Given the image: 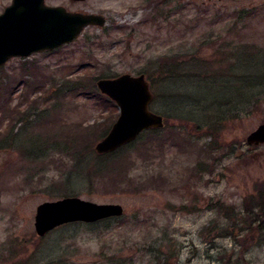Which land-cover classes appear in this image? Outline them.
<instances>
[{"label": "rangeland", "instance_id": "374dc122", "mask_svg": "<svg viewBox=\"0 0 264 264\" xmlns=\"http://www.w3.org/2000/svg\"><path fill=\"white\" fill-rule=\"evenodd\" d=\"M155 1L46 0L49 5H63L70 11L103 15L107 22L104 26L87 25L75 41L53 51L9 60L0 67V87L5 80H15L14 107L22 102L21 93L29 98L27 87L19 84L25 74L23 66L37 74L39 80L71 72L83 61L92 65L80 70L79 75L89 81L93 78L90 74L100 71H105L107 78L126 72H144L149 78L150 73L156 95L150 108L169 117L170 126L161 134L177 131L184 137L190 130L193 141L174 146L167 141L163 149H154L147 155L143 149L148 140L142 134L133 151L129 146L119 149L112 166L128 163L131 184L117 179L114 173L93 172L89 178L97 154L87 150L83 159L85 163L91 161L87 175L71 174L66 189L60 186V174L66 177L75 162L69 153L54 149L32 159L26 155L27 150L20 148V141L12 147L0 146V264H264V229L254 230L259 222L244 214L232 222L213 206L220 201L226 206L234 205L240 212L244 198L255 193L256 184L264 181V144L247 143L249 133L264 123V74L258 78L255 73H264V0H167V18L152 20ZM11 3L12 0H0V13ZM257 48L259 53L253 54ZM190 54L197 59L191 61L195 64L191 70L187 68L192 73L198 71V60L207 59L220 82L233 78L240 87L238 84L258 78L255 86L239 88L252 102L257 100L256 109L240 117L228 112L227 119L217 123L216 113L203 111L202 106L190 102L173 104L181 94L197 91L194 87L186 90L162 86L161 64L165 58L190 60ZM240 65L245 70H239ZM197 79L194 77V82ZM49 88L46 85L42 91H33L32 99L41 96L46 100L50 96L52 100L43 103L48 108L57 100L56 88ZM200 93L215 94L209 84L203 85ZM72 94L66 92L65 102L57 109L50 108L47 124H32L25 131L27 137L41 133L44 136L46 129L60 120V131L63 125L104 120L110 109L102 99L87 100ZM232 101L225 105L227 100H223L220 111L230 109L235 113L234 107L247 104ZM116 111L118 118L117 105ZM9 120L0 116V132L7 128ZM181 124L186 125L182 132ZM21 126L20 122L16 124L15 132ZM52 141L57 140H49ZM65 144L71 145L68 140ZM42 153L41 148L38 154ZM123 153L128 154L126 161L121 159ZM115 157H109V162ZM196 164L207 170L189 176L190 168ZM149 170L164 173L166 183L157 182L152 187L151 182H140V176H146ZM54 180L60 181L59 186H54ZM65 196L120 203L124 215L94 223H70L39 236L35 229L38 205Z\"/></svg>", "mask_w": 264, "mask_h": 264}, {"label": "trees", "instance_id": "16d2710c", "mask_svg": "<svg viewBox=\"0 0 264 264\" xmlns=\"http://www.w3.org/2000/svg\"><path fill=\"white\" fill-rule=\"evenodd\" d=\"M165 2V3H164ZM168 4L167 0H156L154 2L155 10L153 13L152 20H155L157 18H160L161 16H164V18H167L168 13L170 11H166ZM167 13V14H166ZM132 30V29H131ZM130 30V32H131ZM133 32L131 33V35ZM258 49V48H257ZM255 51V52H254ZM253 54L259 53L258 50H254ZM188 55V54H187ZM191 59H185V58H165L161 64L162 69H161V77L163 79L160 80L162 86H169V87H179L181 89H189L191 87H194L195 90L197 91L195 93H183L181 94L182 96L176 97L175 100H173V104H180L182 102H190L189 104H194L198 105L199 107L202 106L203 111H209L216 113L215 116L217 123L223 122L224 119H227V114L230 112L234 116H241L243 113L245 114H251L254 109H256V103L257 100L253 102L251 99L247 97V94L240 92L239 88L245 86L248 84L249 86H255L256 83L258 82V78L263 76L264 73L261 72H255L256 77L254 76V79H249L246 82H243V84H238L240 87L234 84L233 78L226 79L223 82H220L219 77H217L215 71L213 70V64L211 61H208L207 59H202L198 60L196 62V65H199L197 68L198 71L195 73H192L191 71H188L187 68L190 70L193 68L192 65H195L191 63L193 60H197L193 58V54H190ZM189 56V55H188ZM187 57V56H186ZM91 63H85V61L80 62L79 65L76 66L75 70H71V72H67L65 74L59 75V76H52V77H42V79H38L39 77L37 74L30 73L29 70L27 71V66H23L25 69V74L20 78L19 84L20 86H26L27 91H28V96L23 95L22 93L20 94V97L23 99L22 102L14 107H12V99L14 96V92H16V89L14 86L13 87V82L15 80L9 81L5 80V82L2 83V86L0 87V98L2 97L1 104L0 106V116L8 117L10 118L9 124L5 130L0 132V146H9L12 147L16 142L20 141V148L23 150H27L26 155L29 156L30 158H35V157H43L46 152L49 150H59L62 152H67L71 156H73V160H75L74 164L71 165L70 168H68V172L66 173V177L62 176L60 174V177H62V184H60L59 180H54V186H59L57 185L58 183L60 186L64 189L68 188L70 182H71V174H75L78 172L81 174V176L87 175V171L89 170L88 164L91 163V161H87L88 163H85L83 161L84 159V153L85 151L89 150L90 152L95 151L94 148V143H96L99 139L108 133L111 129L112 124L115 122L117 118V111H116V104L109 99L106 95L102 94L99 89H97V78L99 77H106L107 75L104 76V74H107L105 71H100V72H95L90 74V77L92 78V81L85 80L86 77L82 78L80 74V70L86 68L87 66H91ZM210 66V67H209ZM242 70V65L239 66V70ZM104 70V69H102ZM245 70V69H243ZM247 71V68H246ZM169 72V74H167ZM214 72V73H213ZM60 73V71H59ZM82 73V72H81ZM144 73V72H143ZM141 74V73H140ZM146 75V73H144ZM149 78L147 77L150 86H154V80L152 77V74L149 73ZM198 77L197 81L194 82V77ZM220 76V75H219ZM87 82V85H85V81ZM222 80V79H221ZM260 81V79H259ZM262 83V81H260ZM209 84V86L212 87L213 91L215 94L211 96H205L200 93L202 90L203 85ZM50 85V90L52 91L54 88H56V101L53 102L48 108L43 107V103L49 102L52 100L50 96L47 97V99H42L41 96H37L32 99V96H34L33 91H39L43 90L44 86ZM234 86V88H233ZM192 88V89H194ZM48 89V91H49ZM152 89V88H151ZM41 90V91H42ZM233 90V92H231ZM238 90L239 92H237ZM242 90V89H241ZM245 90V89H244ZM40 91V92H41ZM73 93V97H78V96H84L85 98L90 99V98H95V99H102V101L108 106L110 109L108 113L104 115V120H99L90 124H84V123H74L69 126H62L63 129L61 131L58 129L57 126L62 125L63 121H56L54 127H52L50 130L46 129L47 131L45 132V135L42 136L43 133L37 134V135H32L29 134L30 136L27 137L25 132L29 127H31L32 124H47L49 122V110L50 108H55L56 109L62 104V102H65L66 95L65 93ZM153 92V90H152ZM60 93L62 95H60ZM237 93V96H236ZM154 94V92H153ZM262 95L264 96V91L262 92ZM155 94L154 98L155 99ZM185 98V99H183ZM236 101H242L247 102V104L242 105V106H237L234 107L236 109V112L233 113L230 111V109L227 110H222L220 109L223 107V100H227V103L225 105H231L232 104V99ZM180 99H183L180 101ZM26 100L27 103H23V101ZM152 100V102H153ZM151 102V103H152ZM27 104V105H25ZM25 105V106H24ZM184 105V103H183ZM45 106V105H44ZM47 106V105H46ZM151 106V105H150ZM236 106V104L234 105ZM233 109V108H232ZM152 110V109H151ZM219 110V111H218ZM155 112V111H154ZM157 113V112H156ZM160 114V113H159ZM162 115V114H161ZM194 116L192 113L190 114ZM211 117L212 114H209ZM165 126L164 128L161 129H149L144 131L142 134H145L147 136L148 142L145 143V147L143 150H145L144 154L149 155L152 150L154 149H163L162 145H177L182 144L183 142H186L188 144L189 141H193V133L187 131V133L184 134L183 137V132L181 131V128L183 126H186L184 124H181L179 127V131L181 133H177V131H168L167 135H162L161 133L167 130V127L170 126L168 123L169 117L165 118ZM3 119V118H2ZM45 121V122H44ZM21 123V127L18 129L17 132H15L16 124ZM51 122V121H50ZM200 126L198 125V129ZM211 135H213V140L216 141V136H214V131L213 129H210ZM141 134V135H142ZM140 135V136H141ZM139 136V137H140ZM138 137V138H139ZM55 138L57 141L55 142H49V140H52ZM59 138V139H58ZM137 138V139H138ZM136 139V140H137ZM155 139H158L155 141ZM68 140L71 145L65 144V142ZM70 140V141H69ZM135 140V141H136ZM135 141H132L131 143L124 145L123 147H128L130 148V151H133V147L137 145ZM168 141V144H167ZM135 143V144H134ZM69 147V148H68ZM74 147V148H72ZM121 147V148H123ZM43 149V153L40 155L38 154V151L40 149ZM119 148V149H121ZM215 148V147H214ZM69 149V150H67ZM112 151L109 153L105 154H98L96 151L95 155V160H92L93 164L95 165L94 168H91V171H89V178L92 175L93 172L96 174H108L110 175L111 173L115 174V177L117 179L122 178V180L129 181L130 177V171L129 167L127 166L128 163L122 162V164L117 167V166H112V164L117 160V154L118 150ZM129 151V152H130ZM206 153L208 152V149L205 151ZM83 154V156H82ZM125 155V153H123ZM112 155H115V158H112L111 161L109 162V157ZM35 156V157H34ZM126 157H128V154L123 156L122 161H126ZM140 158V157H139ZM134 159V158H133ZM124 163V164H123ZM130 163V162H129ZM134 165V161H131V166ZM112 166L113 170L109 171V167ZM202 166V164H201ZM206 168V167H205ZM204 170V167H201L196 164V166H193L189 170V176L198 173L199 171ZM98 171V172H97ZM115 171V172H114ZM83 173L85 175H83ZM71 178V179H70ZM87 178V177H86ZM134 179V178H130ZM158 180V181H157ZM160 180V181H159ZM167 176L164 173L157 174V172H153L149 170L148 174L146 176H140L139 181L149 183L151 182L152 187L157 186V182H165L166 183ZM130 182V181H129ZM53 183V182H52ZM131 184V182L129 183ZM53 187V186H52ZM256 192L253 193L252 195H248L244 198L242 206L243 208L241 211H237L235 209L234 205H229L226 206L222 202L218 201L216 202L213 206L218 209V211L223 214L227 218H231L233 220L232 222H236L239 216L244 214L247 218H249L253 222H259L257 226L254 228V230H262L264 229V181H261L260 183H257L256 186ZM183 208H186L185 206ZM239 215L238 217H236ZM120 218V217H116ZM78 223V222H75ZM67 225V224H66ZM233 233V231H231Z\"/></svg>", "mask_w": 264, "mask_h": 264}, {"label": "water", "instance_id": "95a60500", "mask_svg": "<svg viewBox=\"0 0 264 264\" xmlns=\"http://www.w3.org/2000/svg\"><path fill=\"white\" fill-rule=\"evenodd\" d=\"M106 22L103 15L70 11L63 5H49L46 0H12L0 13V67L15 57L53 51L75 41L87 25L104 26ZM97 89L119 108L110 131L95 146L98 154L116 151L146 130L164 128V117L150 109L154 94L144 73L100 77ZM247 143L264 144V123L249 133ZM123 215L120 203L65 196L38 205L35 229L43 237L64 224L94 223Z\"/></svg>", "mask_w": 264, "mask_h": 264}, {"label": "flooded vegetation", "instance_id": "af4514ba", "mask_svg": "<svg viewBox=\"0 0 264 264\" xmlns=\"http://www.w3.org/2000/svg\"><path fill=\"white\" fill-rule=\"evenodd\" d=\"M16 58H20V57H16ZM14 59V58H13Z\"/></svg>", "mask_w": 264, "mask_h": 264}]
</instances>
